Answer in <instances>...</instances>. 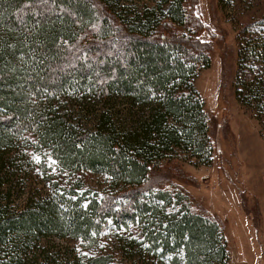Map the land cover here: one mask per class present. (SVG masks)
Returning a JSON list of instances; mask_svg holds the SVG:
<instances>
[{"label": "trees", "instance_id": "obj_1", "mask_svg": "<svg viewBox=\"0 0 264 264\" xmlns=\"http://www.w3.org/2000/svg\"><path fill=\"white\" fill-rule=\"evenodd\" d=\"M229 1L217 0L220 10ZM187 2L0 0V264H60V253L41 250L46 240L93 245L106 232L120 235L134 264H228L218 223L178 186H161L176 162L213 161L195 87L211 60ZM237 43V72L253 77H235V100L264 123V18L245 24ZM90 101L104 109L87 112ZM47 166L102 175L109 192L52 184L47 196L12 204L27 170Z\"/></svg>", "mask_w": 264, "mask_h": 264}, {"label": "rangeland", "instance_id": "obj_2", "mask_svg": "<svg viewBox=\"0 0 264 264\" xmlns=\"http://www.w3.org/2000/svg\"><path fill=\"white\" fill-rule=\"evenodd\" d=\"M229 2L223 10L218 7L217 0H188L186 4L187 15L202 25L197 38L208 46L211 60L210 67L198 74L195 87L205 104L213 161L208 167L176 162L171 167L169 183L162 181L161 186H178L192 198L195 212L218 223L226 242L228 264L242 263L241 248L247 239L244 235L246 229L253 232L254 238L257 234L259 243L254 250L259 264H264V123H258L252 113L240 107L232 87L237 76L245 80L253 77L249 70L237 72V40L245 24L264 18V0ZM161 35L165 36L163 31ZM253 38L257 37L253 35ZM87 107V112L104 109L96 101H90ZM86 111L82 123L88 125L90 119ZM29 154L32 158L39 157L30 151ZM43 172L29 168L23 176L22 186L10 197L11 203L16 204L32 194L45 197L51 192L52 184L61 189L75 187L79 192L96 195L107 194L110 189L109 180L99 174L62 172L49 166L46 174L45 170ZM130 231L134 238L139 237L135 228L131 227ZM115 236L106 232L93 245L72 239H50L42 243L41 250L60 253L61 258L67 260L63 264L87 256H109L112 259H107L108 264H134L122 255L120 235ZM122 236L130 235L126 232ZM37 264L45 262L37 259ZM136 264L146 262L136 260Z\"/></svg>", "mask_w": 264, "mask_h": 264}, {"label": "bare ground", "instance_id": "obj_3", "mask_svg": "<svg viewBox=\"0 0 264 264\" xmlns=\"http://www.w3.org/2000/svg\"><path fill=\"white\" fill-rule=\"evenodd\" d=\"M244 235L247 237V239L243 241V245L241 248V256L243 261L240 264H259V257L257 256L254 250L255 245L259 243L257 234L256 237L254 238L253 232L250 231L249 229H246L244 230ZM255 240L258 241L255 243ZM256 257L257 259L256 261H254Z\"/></svg>", "mask_w": 264, "mask_h": 264}, {"label": "snow or ice", "instance_id": "obj_4", "mask_svg": "<svg viewBox=\"0 0 264 264\" xmlns=\"http://www.w3.org/2000/svg\"><path fill=\"white\" fill-rule=\"evenodd\" d=\"M34 159L37 161V162H40V157H34ZM54 163V162H53ZM83 255H87V253H83Z\"/></svg>", "mask_w": 264, "mask_h": 264}]
</instances>
